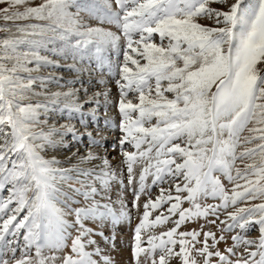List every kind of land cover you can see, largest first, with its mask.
<instances>
[{"label": "snow or ice", "instance_id": "obj_1", "mask_svg": "<svg viewBox=\"0 0 264 264\" xmlns=\"http://www.w3.org/2000/svg\"><path fill=\"white\" fill-rule=\"evenodd\" d=\"M27 3L0 0L7 5L0 7L5 21L47 22L17 25L18 38L0 39V193L6 192L0 196V264H112L92 238L104 233L85 222L131 223L123 199L101 203L114 181L131 189L132 209H143L132 235L135 264H264V0H43L20 11ZM81 12L116 31L85 26ZM57 40L73 54L91 46L98 56L122 55L116 104L124 167L117 173L103 158L98 172H82L93 182H77L85 203L75 208L58 201L57 181L68 179L66 170L41 155L56 145L57 133L33 130L38 109L48 105L22 103L37 78L21 73L52 64L41 49ZM61 95L69 101L64 109L80 112L73 93L55 94ZM67 131L75 137L74 129ZM96 158L89 152L81 160ZM142 196L148 197L143 205ZM208 198L217 203H200ZM201 217H215L208 222H219L222 234L203 226L179 230ZM169 222L167 230L155 231ZM253 228L257 239L249 238ZM223 233L235 234L221 251ZM69 242L70 254L55 255Z\"/></svg>", "mask_w": 264, "mask_h": 264}, {"label": "rangeland", "instance_id": "obj_2", "mask_svg": "<svg viewBox=\"0 0 264 264\" xmlns=\"http://www.w3.org/2000/svg\"><path fill=\"white\" fill-rule=\"evenodd\" d=\"M42 2L43 0H28V3L20 6L19 10L23 11L24 7L38 6ZM89 2L90 0H77V3L82 5ZM231 2L232 0H229V3ZM6 6L7 5H0V7ZM211 6L221 10H226L227 7L221 4H212ZM70 11L75 12L76 9L72 8ZM80 19L85 26L104 27L116 31L114 26L101 24L97 19L89 16L86 12H81ZM200 22L203 24L212 23L211 21L203 19ZM29 23L47 22L35 20L5 21L0 18V39L18 38L20 34L16 30L17 25ZM154 39L159 43L158 36L154 37ZM41 55L47 56L53 63L43 65L39 68H34V65H28V67L34 68V70L31 73H21L22 76L31 75L37 78L32 89L26 93V98L22 103L48 105L47 109H38L40 122L33 130L43 131L45 133L55 130L57 134L53 136V139L57 141V143L55 146L46 147V149L41 152V155L44 159L48 160L54 158L58 162L56 166L66 170L68 179L57 181L59 205L63 206L65 203H68L70 208L81 207L84 205L85 201L82 195L75 192L76 188H81V184L77 182L83 181L85 184L93 182V177L83 176L81 174L82 172H98L102 167L103 158L109 160L111 169L117 173H121L124 167L118 144L122 135L118 127L121 116L116 104L119 99V89L116 84V80L118 79L116 65L122 61V55L118 58L114 50H108L101 52L98 56L91 46L84 50V54H73L63 49L61 42L58 40L41 49ZM12 63V61H8V66L11 67ZM67 92L74 94V101L81 105L80 112H68L63 108V104L69 101H66L63 95L58 98L55 96L56 93L62 94ZM104 93H107V99ZM57 99L59 103H55ZM93 112L95 113V117H93ZM69 127L75 130V137L67 131ZM89 132L92 133L91 137L88 136ZM93 140L98 143L93 144ZM125 147L128 150H132L130 145H126ZM89 152L97 158L82 161L81 157L88 156ZM124 176H126V173H124ZM222 182L227 184L226 180L222 179ZM164 187H168V185L165 184ZM81 190L83 191L84 189ZM158 193L159 189L157 188L152 191V196L155 197ZM3 195H6V192L0 193V196ZM109 197L112 201H116L117 197L123 199L124 203L131 210V223L129 224L127 221H122L113 226L110 222L100 224L98 222L86 221V226L92 228L96 233H104V236L97 234L92 238L96 240L102 253L111 258L112 264H135L131 253L132 235L133 229L138 223V216L142 214L143 209L141 207L140 213L132 209L131 203L133 196L131 189H122L115 181L111 184V187L106 193L105 198L101 200V203L108 202ZM99 198L100 197H97V199ZM147 198V196L141 197V205H143ZM260 202L259 200L253 201V203ZM200 203L206 205L209 203H217V201L208 198L201 200ZM113 206L119 208L118 203H114ZM183 207H189V205L185 203ZM156 214V211L152 212V216ZM224 218L225 217L221 215L220 219ZM72 219H74V217L69 218L70 222ZM211 219H215V217H209L207 220L201 217L186 222L179 230L200 231L201 226H203V231H211L219 237L222 234L219 231L221 225L219 222L216 224L209 223L208 220ZM171 226L169 222L168 224L157 227L155 231L159 233L167 230ZM233 234L235 233H223L226 240L218 245L221 251L231 246V235ZM74 235L75 232H73V236ZM105 237H114L115 246H113L111 239L106 242ZM258 237V228H253L249 234V238L257 239ZM201 239H203L202 235ZM88 250L91 251L92 247ZM46 254L52 253L46 252ZM65 254H70V242L69 247L65 249L64 252L55 253L57 256H63ZM94 258L100 259L99 257ZM171 264H179V261L173 259Z\"/></svg>", "mask_w": 264, "mask_h": 264}]
</instances>
